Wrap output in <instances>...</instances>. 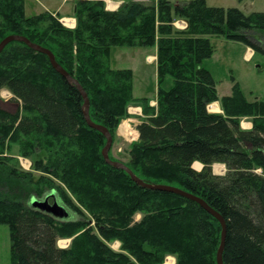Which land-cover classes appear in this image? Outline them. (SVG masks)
I'll list each match as a JSON object with an SVG mask.
<instances>
[{
	"label": "trees",
	"instance_id": "16d2710c",
	"mask_svg": "<svg viewBox=\"0 0 264 264\" xmlns=\"http://www.w3.org/2000/svg\"><path fill=\"white\" fill-rule=\"evenodd\" d=\"M75 18L70 30L49 12L27 16L26 0H0V43L18 35L50 50L87 94L92 122L113 139L135 99L133 73L112 68V52L156 48L157 109L140 100L147 118L122 163L145 183L179 188L217 212L227 225L224 264H264V102L247 101L237 83L231 96L219 98L203 65L215 53L209 36L262 52L249 33L264 34V13L209 7L206 0L133 1L110 12L103 2L78 0ZM177 20L188 28L173 27ZM168 78L173 86L166 90ZM3 89L20 105L8 112L0 98V225L10 230L12 264H164L169 255L176 264H217L219 221L199 204L143 189L108 165L105 136L88 126L80 92L48 56L24 43L7 45L0 54ZM218 101L224 113H209L208 105ZM241 117L253 118L251 131L241 129ZM14 147L33 160L38 179L20 169ZM195 162L203 164L201 172ZM214 164L225 165V176L213 174ZM52 180L66 185L81 210ZM49 191L83 219L86 211L94 227L89 220L60 222L30 207L32 197ZM60 238H73L70 247L59 248ZM114 241L120 252L109 246Z\"/></svg>",
	"mask_w": 264,
	"mask_h": 264
},
{
	"label": "rangeland",
	"instance_id": "374dc122",
	"mask_svg": "<svg viewBox=\"0 0 264 264\" xmlns=\"http://www.w3.org/2000/svg\"><path fill=\"white\" fill-rule=\"evenodd\" d=\"M56 1H57V5H60L62 3V0H56ZM76 1H78V0H75V2ZM82 1H87V0H82ZM89 1L90 2H95V1L96 2H103L105 4V9L107 11L115 12L120 8V6H115L116 3H119V4L121 3L122 4L121 7H122L124 4H126L128 2H133V1L141 2L142 1L145 3H150L153 0H108L107 2H104L102 0H100V1L89 0ZM169 1L173 5H177V4H186L192 0H169ZM206 3L209 7H219V8H225V9L238 8L243 13H245L247 15L254 13V12L264 13V0H247L244 3H240L238 0H206ZM37 7L38 8L35 11H33L31 8L28 7V9H26L27 16H33L36 13H41V12L45 11V8H42L40 6H37ZM59 7L60 6H48L47 9L49 12L55 13V15H57L58 17L73 16V5L71 3L64 4L61 7V9L57 10ZM178 23H179L178 20L175 21L173 23V27H174V25L176 28L179 27V25H177ZM68 29H70V28H68ZM70 30H74V29H70ZM249 36L251 37V41L262 49V52L257 53L256 58L254 59V61L252 63L246 64L244 62L243 53L245 52V48L238 45L237 42L229 41V40L225 39L224 37L209 36L208 38H210L211 42L215 46V53H217L216 54L217 57L212 59V60H210V59L206 60L203 65L214 72V78L216 80L224 79V78L228 79L232 75H233V77L237 76L238 79L240 78V79H242V81H244L243 85H244V89H245V94L249 99H253L255 96H259L264 101V34L259 33V32H250ZM226 54H230L229 58H224L219 63L218 62L219 56H221V55L226 56ZM256 64H260L262 66V68L257 69ZM113 65L111 67H115ZM232 69H234L235 72ZM172 86H173V80L171 78H168L166 80V82L164 83L163 88L166 90H169L172 88ZM152 90H153V85L149 84L147 87V91L151 92ZM0 98H1L2 108L7 110L8 112L14 113L18 109V107H20V105L17 102L12 101L13 97L7 98L6 96L1 95V93H0ZM129 106H128V108H129ZM128 108H127V111H128ZM221 108H222V106H221ZM129 118H130V114L128 113V117L123 119L121 121L120 125L118 126V128L116 130L115 137L113 139V146H112V149L109 153V157L111 156V158L113 160L121 161L124 163H128V161H129V157H130L129 153L131 151L132 144H134L135 142L138 141V140L133 141V142L130 141V144L128 146H123V145L119 144V142H116L117 141V135H118V129ZM245 118L252 119L251 121L253 123L252 117H241L240 122ZM116 143H117V145H116ZM118 148H122V149H119V151H118ZM11 154L17 155L18 154V148L14 147ZM17 159L19 161V167L22 171L33 172V175L35 176L36 179H38L41 176L40 172H37L34 170V162L30 158L18 156ZM52 183L54 184V188H56V190H58L59 188L65 190L64 192L69 194V196L72 199H74V202H75L74 204L75 205L77 204L75 201V198L70 193V191L68 190V188L66 187L65 184H62L61 182H59L57 180H55V181L52 180ZM53 184H52V186H53ZM50 192L51 191L45 193V195L50 193ZM45 195L42 197H39V199H44ZM56 197H57V200H59L58 195H56ZM50 203H52V200H50ZM76 207H79L78 204L76 205ZM79 209H80V207H79ZM68 211L70 213V217L68 218L69 221L89 220L92 223L91 225L94 227V220L86 211H82L84 214V219L82 218V216H80L79 213H78L79 214L78 215L77 213L73 212L70 209H68ZM141 218H142L141 214L136 215L135 222H139L141 220ZM83 231H84V228H81L79 234H81ZM72 239L71 238L70 239L60 238L58 240V247L61 249L69 248L71 245ZM109 246L116 252L121 251L120 250L121 249V243L119 241L111 242V243H109ZM171 257H172V255L167 256L165 258L164 264H170V263H168V258H170L172 260ZM173 257H175V256H173ZM175 259H176V257H175ZM176 263H177V259H176ZM0 264H12L10 230L7 226H4V225H0Z\"/></svg>",
	"mask_w": 264,
	"mask_h": 264
},
{
	"label": "crops",
	"instance_id": "0c3cea01",
	"mask_svg": "<svg viewBox=\"0 0 264 264\" xmlns=\"http://www.w3.org/2000/svg\"><path fill=\"white\" fill-rule=\"evenodd\" d=\"M69 3L73 5V16L58 17L57 15H55V13H51L47 9L48 6H60L57 9L59 10L64 4H69ZM121 5L122 4L120 3L119 6L121 7ZM37 6L45 8L44 12H49L53 14L54 16L58 17L65 27L70 28V29H75L77 27V19L75 18V1L66 2L65 0H62V3L60 5H57L56 0H26V9H28L29 7L33 11H35L38 8ZM37 14H40V13H36L35 15ZM178 22H179L177 24L179 25V27H177L178 30H186L188 28V23L186 21L178 20ZM237 44L245 48V52L243 53L244 62L246 64L252 63L254 59L256 58V55L258 52L254 51L251 47L243 43H237ZM216 54L217 53H214L213 57L210 60L216 58L217 57ZM229 55L230 54H226V56L224 55L219 56L218 62L220 63V61L224 58H229ZM110 64L111 66L114 64L113 66L115 67H112L114 69H117V70L128 69V70H131L133 73V96H134L135 102H133L128 108V113L130 114V118L127 119L124 122V124L118 129V135H117V141H116V142H119V144L123 146H128L130 144V141L133 142L139 139V132L137 130V127L142 123L143 120L147 118L143 113V106L140 100H143V99L147 100L148 102L147 104L150 109L152 110L157 109V98H158V90H159L158 71H157V49L155 48H115L110 58ZM205 68L208 69L207 67ZM256 68L261 69L262 66L260 64H256ZM208 70L210 71V73L212 74L214 78V72L211 71L210 69ZM232 70L235 72L234 69ZM214 80L216 81V84H217L216 88H217L219 98L231 96L234 84L238 83L247 101L249 102L263 101L262 98L259 96H255L253 99H249L245 94V89L243 85L244 81H242V79L240 78L238 79L237 76L233 77L232 75L228 79L224 78V79H218V80L214 78ZM149 84L153 85V90L151 92L147 91V87ZM0 93L1 95L6 96L7 98L13 97L12 94L6 89L1 90ZM207 109H208V112L212 114H223L221 104L219 101L211 103L210 105H208ZM251 120L252 119L245 118L241 121V129L243 131H251L253 129V123ZM119 149H122V148H118V151ZM13 156L17 158L18 154L13 155ZM197 164L200 166V168L198 169L195 168ZM192 167L197 172H201L204 166L200 162H195ZM212 169H213V174L216 176H225L227 172V169L225 165L223 164H214L212 166ZM171 258L172 260L168 258V263L176 264L175 257L172 256Z\"/></svg>",
	"mask_w": 264,
	"mask_h": 264
},
{
	"label": "water",
	"instance_id": "95a60500",
	"mask_svg": "<svg viewBox=\"0 0 264 264\" xmlns=\"http://www.w3.org/2000/svg\"><path fill=\"white\" fill-rule=\"evenodd\" d=\"M12 42L24 43L33 51L48 56L50 63L52 65V67L56 70V72L59 73L70 85H73L78 89V91L80 92V94L84 100V104L82 107V113H83V116H84L88 126L92 129L102 133L107 140L106 146L102 151V155H103L105 162L108 165H110L116 169L124 170L125 172H127L130 175V177L132 178V180L139 187H141L143 189L150 190V191H159V192H164V193L175 194V195L184 197L188 200H191V201L199 204L205 211H207L210 215H212L213 217H215L219 221V223L221 224V227H222V234H221L220 246H219V249L217 252V264H224L223 253H224V249H225V245H226V238H227V225H226L225 220L217 212H215L210 206H208V204L204 200H202L201 198H198L197 196H195L193 194H190L188 192H185V191H183L179 188L173 187V186L152 185V184L145 183L144 181L139 179L136 175H134L133 172L128 167H126L122 162L112 161L109 157V153H110L112 146H113L112 135L110 134V132L108 131L107 128H105L104 126H101V125H96L90 119L89 98H88L87 94L85 93V91L83 90V88L80 86V84L74 78H72V76H70L57 63L54 54L50 50L43 48L42 46H39L37 44L32 43L30 40H28L27 38H25L23 36H18V35L7 36L0 43V54L6 48V46ZM56 195H57V193L55 191H51L50 193H48L44 197V199L32 197L30 199V207L34 210L40 211L46 215L51 216L52 218H54L57 221H61V222L67 221L68 218L70 217V213L64 205L60 204V202L57 200ZM50 199H52V203H50Z\"/></svg>",
	"mask_w": 264,
	"mask_h": 264
},
{
	"label": "built area",
	"instance_id": "2783aa9c",
	"mask_svg": "<svg viewBox=\"0 0 264 264\" xmlns=\"http://www.w3.org/2000/svg\"><path fill=\"white\" fill-rule=\"evenodd\" d=\"M66 1H68V2H72V1H75V0H66ZM87 1H89V0H87ZM98 1H100V0H98ZM102 1L107 2L108 0H102ZM119 5H120L119 3H116L115 6H119Z\"/></svg>",
	"mask_w": 264,
	"mask_h": 264
},
{
	"label": "bare ground",
	"instance_id": "6f19581e",
	"mask_svg": "<svg viewBox=\"0 0 264 264\" xmlns=\"http://www.w3.org/2000/svg\"><path fill=\"white\" fill-rule=\"evenodd\" d=\"M195 168L198 169V168H200V166L197 164V165L195 166Z\"/></svg>",
	"mask_w": 264,
	"mask_h": 264
},
{
	"label": "flooded vegetation",
	"instance_id": "af4514ba",
	"mask_svg": "<svg viewBox=\"0 0 264 264\" xmlns=\"http://www.w3.org/2000/svg\"><path fill=\"white\" fill-rule=\"evenodd\" d=\"M46 195H47V194H46ZM46 195H45V196H46ZM50 200H52V199H50Z\"/></svg>",
	"mask_w": 264,
	"mask_h": 264
}]
</instances>
